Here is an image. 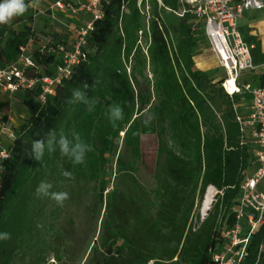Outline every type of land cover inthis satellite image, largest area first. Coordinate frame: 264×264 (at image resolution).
I'll use <instances>...</instances> for the list:
<instances>
[{
    "label": "trees",
    "instance_id": "1",
    "mask_svg": "<svg viewBox=\"0 0 264 264\" xmlns=\"http://www.w3.org/2000/svg\"><path fill=\"white\" fill-rule=\"evenodd\" d=\"M138 1L103 0L104 16L87 38L85 59L47 102L39 101L38 90L20 93L30 114L13 128L16 137L6 145L10 158L2 162L0 232L10 239L0 240V264L18 259L49 264L51 255L62 261L61 205L36 195L41 181L52 184L51 192H67L65 202L72 204L92 190L94 207H105L100 245L89 264H217L215 256L226 247L222 231L236 223L240 186L256 169L249 133L237 119L251 97L230 96L223 87L227 78L217 80L213 72L197 70L196 58L203 46H210L204 28L190 14L179 15L178 0H161V5L144 0L141 7ZM25 2L36 6L11 25H0V69L16 62L21 48L38 35L41 15L52 14L49 7L45 14L39 10L45 0ZM56 38L53 33L45 48L30 49L32 75H52L60 64L52 48L67 42ZM243 83L264 86V69L241 78ZM74 88L85 92L88 105L68 102ZM113 104L124 112L115 126L107 115ZM6 105L0 97V116ZM146 112L154 117L147 125ZM50 131L57 139L78 132L91 147L85 162L74 165L58 148L36 160L31 144ZM149 138L153 152L145 149ZM120 144L131 161L124 160ZM152 155L157 185L151 194L136 174L137 164L147 168ZM112 158L118 180L110 187ZM211 186L218 193L202 221L196 212ZM262 245L264 226L250 236L240 264H264Z\"/></svg>",
    "mask_w": 264,
    "mask_h": 264
},
{
    "label": "built area",
    "instance_id": "2",
    "mask_svg": "<svg viewBox=\"0 0 264 264\" xmlns=\"http://www.w3.org/2000/svg\"><path fill=\"white\" fill-rule=\"evenodd\" d=\"M144 0L138 1L141 7ZM147 1V0H146ZM103 0H54L49 9L52 14L64 12L71 18H83L71 29V39L66 44L52 48L60 57V64L52 75H32L35 62L29 55L31 41L20 50L16 63L0 69V97H13L26 91L38 90L42 103L55 95L56 88L68 78L74 66L85 59L84 48L95 22L104 16ZM161 5V0H158ZM179 15L190 14L196 26L204 28L210 50L228 79L223 83L230 96L243 93L251 97L245 114L238 115L243 132H248L253 145L256 169L247 175L240 186V199L234 208L236 223L222 235L227 240L224 250L215 256L217 264H240L247 255L250 236L264 226V86L252 83L239 84L242 74L258 70L253 51L256 44L249 43L240 30V21L246 13L264 12V0H178ZM149 7H147V11ZM51 14V15H52ZM235 89L230 90L229 79ZM123 135V134H122ZM16 137L9 119L0 116V180L2 162L10 158L6 145ZM215 201V199H214ZM206 216L203 217L202 221ZM264 251V245L260 253Z\"/></svg>",
    "mask_w": 264,
    "mask_h": 264
},
{
    "label": "rangeland",
    "instance_id": "3",
    "mask_svg": "<svg viewBox=\"0 0 264 264\" xmlns=\"http://www.w3.org/2000/svg\"><path fill=\"white\" fill-rule=\"evenodd\" d=\"M51 3L52 0H45L43 4H38V8L42 14H45L43 12L46 10V7L51 5ZM41 16L43 17L39 20L38 35L31 40V50H34L35 48H45L53 33L57 35V42L65 41L68 43L71 39V29L78 25V22L83 20V18H71L69 14L64 12H55L51 16ZM253 57L256 64H264V54L260 48L253 51ZM196 66L198 71L213 72V76L217 80L224 78L228 79L227 72L219 66L211 50L205 46H203L200 55L196 58ZM258 72H260L259 69L254 71L255 74ZM252 73L247 72L242 74V80H244V78L246 79V77L248 78ZM3 98L7 101V105L1 116L8 117L10 126L13 129L15 126H19L30 113L23 105L22 95L20 93L11 98ZM153 148V139L149 138L145 140V149L153 152ZM119 150L122 152L126 162L131 161V156L125 148L122 147V144L119 145ZM153 156L154 155L147 160V168L143 167L141 164H137L138 171L136 174L142 188L151 194L154 192L157 185L154 172L152 171L154 167L153 162L155 160V156ZM116 170V158H112V161L107 167V180L110 187H112L118 180ZM214 191L215 198L218 191L215 188ZM94 202L95 192L91 190L90 193L84 196V199L78 204H72L69 201L63 203L61 209L57 213L59 216L58 229L64 236L60 246L62 261H55L53 255H51L47 259L49 264H89L92 260L95 255L94 248L100 245V239L98 240L102 235L100 220L105 213V207L95 208ZM203 202L196 212V214L200 215L201 219L208 214V212H206V215H203ZM27 263V259L24 261L18 259L16 262V264Z\"/></svg>",
    "mask_w": 264,
    "mask_h": 264
},
{
    "label": "clouds",
    "instance_id": "4",
    "mask_svg": "<svg viewBox=\"0 0 264 264\" xmlns=\"http://www.w3.org/2000/svg\"><path fill=\"white\" fill-rule=\"evenodd\" d=\"M34 3H26L25 0H0V25H11L14 18L24 15L29 7H35ZM87 84L84 88H87ZM69 103H83L88 105L90 103L89 97L85 95V92L80 88H74L71 93V97L68 100ZM94 103V101H92ZM108 119L116 125L117 121L123 120L124 112L118 104L110 105L108 108ZM153 115L145 113V125L149 124ZM59 149L62 156L69 158L74 165L83 164L85 162V155L91 151L90 145L85 143L78 132L73 131L71 138L64 133L57 136L53 132H49L47 137L40 140H34L31 144V155L38 161H41L45 151L51 153ZM62 175L71 179L72 174L69 171H63ZM52 184L41 181L35 192L37 196L50 197L57 204L63 205V203L69 199V194L65 191L51 192ZM10 239V234L7 232H0V240Z\"/></svg>",
    "mask_w": 264,
    "mask_h": 264
},
{
    "label": "crops",
    "instance_id": "5",
    "mask_svg": "<svg viewBox=\"0 0 264 264\" xmlns=\"http://www.w3.org/2000/svg\"><path fill=\"white\" fill-rule=\"evenodd\" d=\"M240 30L245 40L256 44V50L260 48L264 54V12L246 13L240 21ZM256 65L259 70L264 69V64Z\"/></svg>",
    "mask_w": 264,
    "mask_h": 264
},
{
    "label": "bare ground",
    "instance_id": "6",
    "mask_svg": "<svg viewBox=\"0 0 264 264\" xmlns=\"http://www.w3.org/2000/svg\"><path fill=\"white\" fill-rule=\"evenodd\" d=\"M229 89L232 91L235 89V85H234V81L232 80V78L229 79ZM214 195H215V191H214V187H209L207 190V194L205 196V200L203 202V207H202V212L203 215H206V212L209 211V209L211 208L213 202H214Z\"/></svg>",
    "mask_w": 264,
    "mask_h": 264
},
{
    "label": "water",
    "instance_id": "7",
    "mask_svg": "<svg viewBox=\"0 0 264 264\" xmlns=\"http://www.w3.org/2000/svg\"><path fill=\"white\" fill-rule=\"evenodd\" d=\"M208 188H209V187H208ZM207 190H208V189H207ZM206 194H207V191H206ZM206 194H205V196H206ZM204 200H205V197H204ZM210 209H211V208H210ZM210 209H209V210H210Z\"/></svg>",
    "mask_w": 264,
    "mask_h": 264
}]
</instances>
